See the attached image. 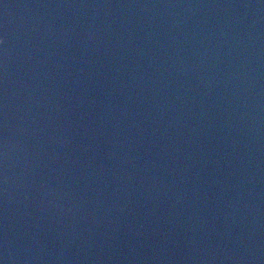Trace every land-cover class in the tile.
Returning <instances> with one entry per match:
<instances>
[{
    "label": "water",
    "instance_id": "water-1",
    "mask_svg": "<svg viewBox=\"0 0 264 264\" xmlns=\"http://www.w3.org/2000/svg\"><path fill=\"white\" fill-rule=\"evenodd\" d=\"M0 264H264V0H0Z\"/></svg>",
    "mask_w": 264,
    "mask_h": 264
}]
</instances>
